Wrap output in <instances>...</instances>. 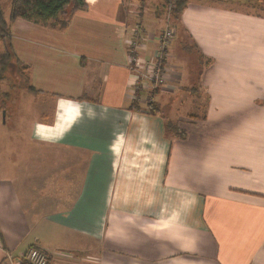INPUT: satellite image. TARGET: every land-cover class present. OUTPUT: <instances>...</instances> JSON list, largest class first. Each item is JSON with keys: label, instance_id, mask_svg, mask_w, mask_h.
Returning <instances> with one entry per match:
<instances>
[{"label": "crops", "instance_id": "obj_1", "mask_svg": "<svg viewBox=\"0 0 264 264\" xmlns=\"http://www.w3.org/2000/svg\"><path fill=\"white\" fill-rule=\"evenodd\" d=\"M136 1L11 23L33 120L3 144L0 264H264V0H186L151 108L127 40L152 54L166 0Z\"/></svg>", "mask_w": 264, "mask_h": 264}, {"label": "trees", "instance_id": "obj_2", "mask_svg": "<svg viewBox=\"0 0 264 264\" xmlns=\"http://www.w3.org/2000/svg\"><path fill=\"white\" fill-rule=\"evenodd\" d=\"M141 6L145 0H138ZM173 1L171 16L177 19L186 7V0H166L162 13ZM8 17L0 4V83L6 79L10 68L21 76L26 85L27 79L23 76L22 68L17 63L10 44V25L16 19H24L41 27L55 31L67 28L71 16L77 9L85 7L84 0H9ZM163 15V14H162ZM157 89L154 90V93ZM1 93V92H0ZM151 108V105H149Z\"/></svg>", "mask_w": 264, "mask_h": 264}, {"label": "built area", "instance_id": "obj_3", "mask_svg": "<svg viewBox=\"0 0 264 264\" xmlns=\"http://www.w3.org/2000/svg\"><path fill=\"white\" fill-rule=\"evenodd\" d=\"M173 1L166 7L164 27L158 36L156 46L149 57L141 54L148 39L140 28L133 29L127 40V55L130 73L128 88L130 96L135 101L145 94L144 101L149 105L153 102L154 90L165 84V69L168 49L171 45L174 29L170 23ZM7 264H14L10 257ZM22 259L26 264H48V255L36 248L28 249Z\"/></svg>", "mask_w": 264, "mask_h": 264}, {"label": "rangeland", "instance_id": "obj_4", "mask_svg": "<svg viewBox=\"0 0 264 264\" xmlns=\"http://www.w3.org/2000/svg\"><path fill=\"white\" fill-rule=\"evenodd\" d=\"M8 1L9 0H0V4L2 5L5 14V18L8 17L9 12ZM190 2H192V0ZM135 4H137V6L141 5L138 0L135 2ZM135 15V12L132 13V16L134 18L136 17ZM175 20L176 19H174L172 16L170 17V23L172 27V24L175 22ZM186 50H189V53H192L191 50L193 49L187 47ZM189 55L192 57V54ZM203 59L207 60V63H200V66L203 67L201 68V71L208 66V58L204 57ZM189 68H195L196 70V64L190 62ZM21 82L22 80L18 76H16L15 70L10 68L7 72L6 79L0 83V162L2 157L1 153L3 149V144L5 142H8V138L13 134H29L27 124L33 120L31 119L33 116L22 118L19 116L21 114L20 110H23V105H26L27 103L32 101L31 97L27 96L24 90H21V88L19 87L21 86ZM203 101H205L204 96L201 105ZM149 105L152 106L153 104ZM200 113H202V111L198 110L197 116H199ZM202 115L204 114L202 113ZM20 121H22V123H20Z\"/></svg>", "mask_w": 264, "mask_h": 264}]
</instances>
